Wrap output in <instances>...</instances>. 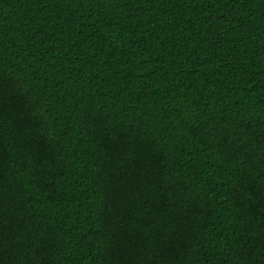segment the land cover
<instances>
[{"label": "trees", "instance_id": "1", "mask_svg": "<svg viewBox=\"0 0 264 264\" xmlns=\"http://www.w3.org/2000/svg\"><path fill=\"white\" fill-rule=\"evenodd\" d=\"M0 264H264V0H0Z\"/></svg>", "mask_w": 264, "mask_h": 264}]
</instances>
